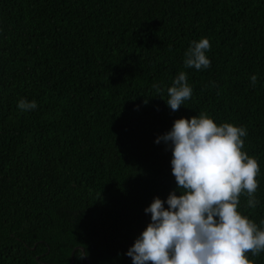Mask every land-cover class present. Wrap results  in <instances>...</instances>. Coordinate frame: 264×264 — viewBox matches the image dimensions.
Listing matches in <instances>:
<instances>
[{"label":"trees","instance_id":"16d2710c","mask_svg":"<svg viewBox=\"0 0 264 264\" xmlns=\"http://www.w3.org/2000/svg\"><path fill=\"white\" fill-rule=\"evenodd\" d=\"M202 38L210 66L186 68ZM200 113L246 130L257 204L238 210L264 229V0H0V264H133L145 209L180 194L157 138Z\"/></svg>","mask_w":264,"mask_h":264},{"label":"clouds","instance_id":"9594fccd","mask_svg":"<svg viewBox=\"0 0 264 264\" xmlns=\"http://www.w3.org/2000/svg\"><path fill=\"white\" fill-rule=\"evenodd\" d=\"M209 48L207 38L193 41L185 52L184 66L208 68L205 53ZM256 81L253 75V86ZM167 93L165 100L173 111L191 97L183 71ZM17 107L29 111L37 104L21 99ZM246 135L243 127L218 126L200 113L176 119L173 128L157 138V143L172 144V173L180 194H169L168 208L156 197L145 209L151 213V222L126 253L133 264H254L247 254L256 256L264 250V229L238 210L242 193L248 197L246 206L257 204L254 193L260 166L242 150Z\"/></svg>","mask_w":264,"mask_h":264},{"label":"water","instance_id":"95a60500","mask_svg":"<svg viewBox=\"0 0 264 264\" xmlns=\"http://www.w3.org/2000/svg\"><path fill=\"white\" fill-rule=\"evenodd\" d=\"M87 262V264H90L87 260H85Z\"/></svg>","mask_w":264,"mask_h":264}]
</instances>
